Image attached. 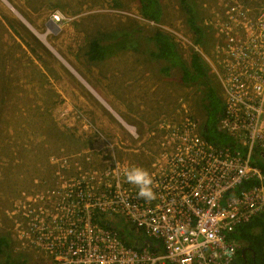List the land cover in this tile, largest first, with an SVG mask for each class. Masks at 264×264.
Segmentation results:
<instances>
[{
	"label": "built area",
	"instance_id": "2783aa9c",
	"mask_svg": "<svg viewBox=\"0 0 264 264\" xmlns=\"http://www.w3.org/2000/svg\"><path fill=\"white\" fill-rule=\"evenodd\" d=\"M201 9L202 43L167 31L207 66L224 103L218 127L235 143L208 141L200 112L182 105L148 133L143 152L133 150L144 161L104 147L98 166L85 158L72 176L65 156L53 186L23 193L14 219V238L44 254L45 264H235L245 246L238 228L264 214V0H215ZM50 19L58 29L70 20L60 11ZM131 167L150 175L152 199L127 182Z\"/></svg>",
	"mask_w": 264,
	"mask_h": 264
},
{
	"label": "rangeland",
	"instance_id": "374dc122",
	"mask_svg": "<svg viewBox=\"0 0 264 264\" xmlns=\"http://www.w3.org/2000/svg\"><path fill=\"white\" fill-rule=\"evenodd\" d=\"M189 1L200 15L206 14L201 9L204 3L215 2ZM160 2L163 13L158 24L152 26L141 16L136 0H0V235L12 238L14 257L21 256L28 264L47 263L45 255L32 244L14 238V219L20 212L18 204L28 198L24 194L45 192L53 186L55 171L64 164L65 156L69 158L68 174L72 176L76 165L84 167L85 158H91L92 164L98 166L97 151L104 147L119 148L120 152H127L126 158L128 154L134 161H144L133 150L143 152L148 143H143L144 140H149L148 133L159 121L173 117L178 111L182 113V105L191 112H199L195 102L200 88L181 84L172 77L178 74L176 71L172 76H164L160 71L164 62L151 58L147 51L154 47L147 27L161 29L168 35L167 30L192 36L181 1ZM56 11L70 18L58 33L46 26ZM126 32L134 36L123 39L120 35ZM38 33L47 35L51 47ZM96 38L107 46L114 44L109 47L114 52L107 57L113 54L123 57H116L107 70L103 63L85 67L93 76L105 72L107 84L95 86L100 94L105 86L112 95L127 94L123 103L132 100L144 106H153L164 98V117L149 126L147 134L136 130L140 139H133L129 131L135 126L122 120H116L115 126L111 122L109 128L98 124L94 112L82 102L83 98L94 102L93 97L66 64L62 67L72 78L70 85L74 90L65 92L62 87L64 75L58 66L63 58L69 59L71 55L77 61H87L89 44ZM118 41L121 42L115 45ZM180 48L184 59H189L192 52ZM49 70L54 72L53 82L45 75ZM126 79L141 86L136 91L131 84L123 86ZM4 259V255L0 256V263Z\"/></svg>",
	"mask_w": 264,
	"mask_h": 264
},
{
	"label": "trees",
	"instance_id": "16d2710c",
	"mask_svg": "<svg viewBox=\"0 0 264 264\" xmlns=\"http://www.w3.org/2000/svg\"><path fill=\"white\" fill-rule=\"evenodd\" d=\"M180 1L186 14L187 25L190 32L195 36V43H202L204 31L199 24L202 14H198L189 0ZM136 2L139 5L141 16L158 24L163 13L160 0H136ZM150 34L149 41L153 42L154 47L149 48L147 51L151 58L164 62V66L160 68L161 73L164 76H172L176 71L178 74L172 77L176 78L181 84L200 88L201 92L195 103L203 117V136L217 145L234 144L233 136L221 131L218 127L219 121L224 116V103L219 97L217 88L212 82L208 68L201 57L197 53H192L186 61L180 53L178 45L168 34L161 29ZM120 36L124 39L134 35L126 32ZM119 42L121 41L116 42L115 45ZM110 44L109 46L102 44L101 38L92 40L89 44V59L91 61L104 60L109 52H114L113 49L110 50L114 44ZM258 165L264 171V164L259 162ZM126 237H124V241L129 246L130 241ZM236 238L244 241L245 247L243 250L246 251V254L241 253V251L238 252L235 264H245V256L247 255L252 258L251 264H264V214L254 217L249 223L239 227ZM12 245V238L8 234L0 235V256H5L4 262L0 264H28L21 256H13Z\"/></svg>",
	"mask_w": 264,
	"mask_h": 264
},
{
	"label": "crops",
	"instance_id": "0c3cea01",
	"mask_svg": "<svg viewBox=\"0 0 264 264\" xmlns=\"http://www.w3.org/2000/svg\"><path fill=\"white\" fill-rule=\"evenodd\" d=\"M116 57H121V59H123L122 56H115V54L110 55L108 57L105 56L104 60H99V61H91L89 59V55L87 56V61L85 60L77 61L76 59H73L71 55H68L67 58L69 59H66L64 57L63 60L65 61V63L61 60L62 61L61 66H58L64 75V85L62 87H64L65 92L67 91L69 92V89L74 90V88L70 85V83L72 82L71 80L72 78L70 79L68 72H66L64 68L62 67V64L64 65L66 64L70 66L68 67L65 65L66 68L71 73H73L74 75L78 77V79L86 87L87 91L93 97L94 102H89L85 100L84 98L82 99V102H83V105L87 107V109L92 110L94 112L95 118L97 119L96 121H98L99 125L109 128V126L111 127V122L114 123L116 120H122L123 122H125L126 125L130 124L131 126H135V131L139 130L147 134V132L150 129L149 126H152L156 120H159L160 118L164 117V98H160V100L155 102L153 106L151 105L144 106L143 104H134L132 100H129L123 103L122 100H124V97L127 94L115 93L114 95H112L105 88V86H102L101 94L96 90L95 88L96 85L106 83L104 80L105 72H102L101 75L98 74L99 76H93L91 75L90 72H87L85 70L86 66L88 67L94 63L95 64H100V63L105 64L106 70H107L108 64L114 63L116 61ZM127 62L130 63L132 61H127ZM53 71H56V70H53ZM134 73L136 74V71ZM45 75H47V78L49 79V81H52V82L54 81L53 80L54 72L49 70V72L48 73L46 72ZM136 78L138 79L137 75H136ZM127 84L133 85V89H135V91L138 90L139 88L138 86H141V83L135 84V82H133L130 79H126V81L122 85L126 86ZM73 86L75 85L73 84ZM133 94L135 95V92H133ZM218 95L220 96L219 93ZM113 125L115 126V123ZM117 152L119 156H122V157L125 156L122 151L120 152V150H117ZM126 156L127 158H129L128 154ZM131 160L134 161V158Z\"/></svg>",
	"mask_w": 264,
	"mask_h": 264
},
{
	"label": "clouds",
	"instance_id": "9594fccd",
	"mask_svg": "<svg viewBox=\"0 0 264 264\" xmlns=\"http://www.w3.org/2000/svg\"><path fill=\"white\" fill-rule=\"evenodd\" d=\"M126 180L128 183L135 185L139 189L138 195L145 199L150 200L154 194L151 191L150 185L152 183L150 175L142 168L131 167L126 172Z\"/></svg>",
	"mask_w": 264,
	"mask_h": 264
},
{
	"label": "water",
	"instance_id": "95a60500",
	"mask_svg": "<svg viewBox=\"0 0 264 264\" xmlns=\"http://www.w3.org/2000/svg\"><path fill=\"white\" fill-rule=\"evenodd\" d=\"M46 26H47L48 29L52 30V32H54V33H58L59 32V29L54 26V23L51 21V19L47 22ZM148 29L151 30V31H156V29L154 27H148ZM140 245H141V243L137 244V246H140ZM243 253H244V251H243Z\"/></svg>",
	"mask_w": 264,
	"mask_h": 264
},
{
	"label": "flooded vegetation",
	"instance_id": "af4514ba",
	"mask_svg": "<svg viewBox=\"0 0 264 264\" xmlns=\"http://www.w3.org/2000/svg\"><path fill=\"white\" fill-rule=\"evenodd\" d=\"M155 29H156V28H155ZM145 30L149 31L150 33H151V32L155 33V32H157L158 29H156V31H151V30H149L148 27H147V28H145ZM174 42H175V41H174ZM175 43H176V42H175ZM179 51H180V50H179ZM180 53H181V51H180ZM244 247H245V246H244ZM244 247H243L242 249H240L239 252L241 251V253H243V251H244V250H243ZM243 254H246V251H244ZM243 256H245V255H243ZM251 263H252V258L249 257L248 255L245 256V264H251Z\"/></svg>",
	"mask_w": 264,
	"mask_h": 264
},
{
	"label": "bare ground",
	"instance_id": "6f19581e",
	"mask_svg": "<svg viewBox=\"0 0 264 264\" xmlns=\"http://www.w3.org/2000/svg\"><path fill=\"white\" fill-rule=\"evenodd\" d=\"M38 35L40 36V38H41L42 40H44L45 43H47V40H46L47 35L45 36V35H42V34H39V33H38ZM47 45H49V44L47 43ZM49 46H50V45H49ZM50 47H51V46H50Z\"/></svg>",
	"mask_w": 264,
	"mask_h": 264
}]
</instances>
